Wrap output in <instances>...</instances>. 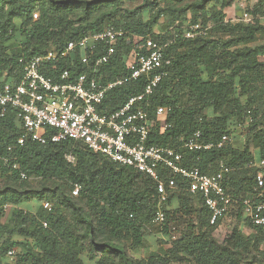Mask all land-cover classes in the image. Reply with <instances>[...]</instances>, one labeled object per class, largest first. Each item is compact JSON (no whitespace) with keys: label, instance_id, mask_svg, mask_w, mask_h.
Instances as JSON below:
<instances>
[{"label":"trees","instance_id":"obj_1","mask_svg":"<svg viewBox=\"0 0 264 264\" xmlns=\"http://www.w3.org/2000/svg\"><path fill=\"white\" fill-rule=\"evenodd\" d=\"M241 3L246 7L240 12L251 20H228L226 10ZM263 19L264 0H0V86L16 84L32 58L61 52L67 43L109 27L126 31L130 39L117 43L98 78L103 84L123 80L130 74L135 37L150 36L167 45L171 63L148 111L151 117L157 106L171 112L170 128L153 127L149 143L178 148L197 131L204 142L228 136L231 142L221 149H180L182 165L214 175L223 163L231 169L224 175L226 191L238 201L249 199L261 170L256 164L264 159V44L252 46L264 35ZM195 23L211 28L206 36L186 39ZM79 55H73V66L68 57L44 74L56 79L65 68L82 73ZM144 85L138 79L112 88L103 107L115 111ZM21 134L10 109L0 117V264H264V231L245 219L241 205L233 214L237 224L221 235L222 220L210 224L203 197L168 172L162 178L173 179L175 187L161 204L165 222L159 228L170 246L134 257L159 208L152 179L79 142L20 146ZM75 185L77 196L71 193ZM44 202L52 205L50 212ZM11 250L13 261L7 256Z\"/></svg>","mask_w":264,"mask_h":264},{"label":"built area","instance_id":"obj_2","mask_svg":"<svg viewBox=\"0 0 264 264\" xmlns=\"http://www.w3.org/2000/svg\"><path fill=\"white\" fill-rule=\"evenodd\" d=\"M33 18L37 19V15L34 14ZM239 19L243 22L251 20L247 13L241 12ZM210 28V24H192L184 37L194 39L206 36ZM127 35L122 29L109 27L100 33L69 42L61 52L50 50L28 61L16 84L0 86V117L11 109L16 112L22 126L17 144L21 146L27 141L40 145L79 142L94 153L147 175L155 184L159 204L151 226L161 227L165 222L161 204L167 200V190L175 187L173 179L162 178L163 172H168L186 179L188 191L203 197L211 213V225L231 216L241 205L245 219L264 231V159L256 164L261 170L254 176L252 197L238 201L226 191L223 183L224 175L231 171L229 167L221 163L217 174H202L198 168L184 167L180 153V149L191 152L221 149L231 142L228 136L221 137L217 143L204 142L197 131L181 139L178 148L149 143L153 127L158 125L162 131L170 128L166 120L171 108L157 106L153 117L148 111L154 90L167 74L166 69L171 63L164 54L166 44L156 43L150 36L135 37L137 42L129 76L107 84L98 78L101 67L114 54L117 43L124 39L129 41ZM76 53L80 54L79 64L84 68L82 73L72 74L65 68L56 79L44 74L47 67L54 69L61 59L68 57L73 66L72 57ZM138 79L145 80L141 93L129 97L113 112L103 107L112 88ZM66 160L74 162L71 155H67ZM13 169L18 170V165H13ZM20 176L26 178L23 173ZM79 190L80 187L75 185L72 195L77 196ZM42 207L48 212L52 209L48 202L42 203ZM43 226L46 227V224L43 223ZM174 238L173 234L171 240ZM14 254V250L7 253L11 261Z\"/></svg>","mask_w":264,"mask_h":264},{"label":"rangeland","instance_id":"obj_3","mask_svg":"<svg viewBox=\"0 0 264 264\" xmlns=\"http://www.w3.org/2000/svg\"><path fill=\"white\" fill-rule=\"evenodd\" d=\"M249 5H252V3H250ZM245 5L244 4H239V9H245ZM237 11V10H235ZM243 13V12H241ZM238 17H236L234 15L233 12L229 13V20H232L233 22H235L237 20ZM163 19H161L160 21H162ZM261 24L264 25V19L261 20ZM166 26H164L165 28ZM159 29L156 28V32ZM264 44V35L263 34H259L258 38H257V42L253 43L252 46H256V45H261ZM134 61V54L133 52L130 54L128 60H127V65L130 66ZM185 98L182 100V103H185ZM241 136V135H240ZM243 139L245 138L243 135L241 136ZM245 140V139H244ZM250 149L252 151V146H250ZM9 211V208L7 209ZM7 211V212H8ZM237 212V211H236ZM234 212V213H236ZM233 213V214H234ZM233 214L231 216L226 217L225 219H223L221 221V225H220V233L221 235L226 234L228 232L231 231V229L233 228V226H235L237 224L236 220H235V216H233ZM249 229L243 228V233L245 234H249ZM178 237V236H177ZM165 239V237L163 235H161L160 233V228L158 226H149L148 230H147V234L145 236V243L143 248L139 249L135 254L134 257L136 258H144V257H148L150 253L152 252H162L165 249H167L170 245L168 243H163V240ZM11 264H14V262H12Z\"/></svg>","mask_w":264,"mask_h":264},{"label":"crops","instance_id":"obj_4","mask_svg":"<svg viewBox=\"0 0 264 264\" xmlns=\"http://www.w3.org/2000/svg\"><path fill=\"white\" fill-rule=\"evenodd\" d=\"M235 10H237V11H235ZM231 12H233L234 13V15L236 16V17H240V9H239V4H236V5H233L232 7H230V8H228L227 10H226V14H227V19L229 20V13H231ZM241 133V132H240ZM243 133V132H242ZM239 135V137L243 140V138L241 137L242 135L241 134H238ZM241 135V136H240ZM246 229H249V228H247V227H245ZM249 231H250V229H249Z\"/></svg>","mask_w":264,"mask_h":264}]
</instances>
